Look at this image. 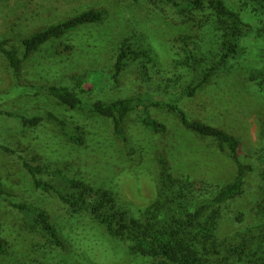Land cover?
I'll use <instances>...</instances> for the list:
<instances>
[{
    "label": "rangeland",
    "instance_id": "rangeland-1",
    "mask_svg": "<svg viewBox=\"0 0 264 264\" xmlns=\"http://www.w3.org/2000/svg\"><path fill=\"white\" fill-rule=\"evenodd\" d=\"M227 1L249 28L247 37L241 39V57L217 71L194 98L181 102L191 119L234 136L240 143L241 160L254 169L246 177L242 193L219 209L214 232L218 242H228L257 226L264 205L259 179L264 168V143L259 140L264 124V82L251 79L263 71L264 16L254 11L256 4ZM90 8L104 10L103 19L43 45L23 62L20 87L63 86L76 92L95 75L109 72L125 36L143 55L126 65L118 87L84 93L85 100L110 101L145 91L157 94L164 79L175 74L172 60L180 55L184 36H190L189 46L195 53L215 52L216 36L206 14L180 20L167 7L148 0H0V40L10 39L20 51L22 39ZM143 65L148 86L139 78ZM0 107L35 115L50 110L70 125L79 126L84 136V145L79 147L67 143L48 123L26 129L0 117V185L12 194V202L44 209L63 243L62 248L52 246L43 232L29 229L9 201L0 200V239L5 249L0 264H149L129 257L127 244L108 234L91 217L71 215L55 198L36 191L18 155L33 153L47 172L59 169L90 187L110 191L127 213L145 208L154 199L160 160L168 164L173 175L187 178L202 190L214 192L234 177V168L225 155L183 131L164 111L151 109L152 117L165 126V133L148 131L134 113L125 119L124 140L119 141L107 119L67 110L49 96H18L1 55Z\"/></svg>",
    "mask_w": 264,
    "mask_h": 264
},
{
    "label": "trees",
    "instance_id": "trees-1",
    "mask_svg": "<svg viewBox=\"0 0 264 264\" xmlns=\"http://www.w3.org/2000/svg\"><path fill=\"white\" fill-rule=\"evenodd\" d=\"M148 1L158 7H167L180 20H191L200 13L206 14L212 34L216 36L215 52L210 50L206 55L195 53V48L189 46L190 36H184L180 39V55L172 60L175 74L164 79L157 94L145 91L110 101L85 100L82 97L84 93L118 87L126 65L143 55L138 45L131 44L130 37L125 36L119 42L109 72L95 75L94 79L84 84V88L79 84L80 88L76 92L63 86L30 84L20 87L23 62L39 52L43 45L83 26L98 24L103 19L104 10L90 8L22 39L20 51L10 39L0 40V55L7 62L14 91L22 97L49 96L67 110L107 119L111 122L113 135L119 141L124 140L125 119L134 113H137L140 125L148 131L165 133V126L152 117L151 109L164 111L174 117L183 131L196 136L202 143L212 144L218 153L225 155L234 168L233 179L214 192L202 190L187 178L173 175L168 164L160 160L154 199L145 208L132 209L127 213L110 191L90 187L65 176L59 169L47 172L33 153L28 157L18 155L19 163L36 191L55 198L71 215L85 214L91 217L108 234L127 244V254L131 258H140L149 264H264V205L261 206V222L257 226L228 242L216 241L214 234L220 207L242 193L246 177L254 172L253 167L241 160L240 143L234 136L220 127L191 119L181 106L182 100L192 99L204 89L217 71L241 57V39L247 37L249 28L242 22L240 12L227 0ZM246 1L256 4L254 11L264 16V0ZM67 49L71 50L70 47ZM145 60L149 63V58ZM139 78L144 83L149 81L145 65L139 72ZM256 78L264 82V66L259 76H251L253 81ZM0 117L13 120L26 129H35L48 123L57 129L67 143L79 147L84 145L81 128L70 125L50 110L35 115L0 107ZM259 140L264 143V124L259 130ZM3 149L11 150L6 146ZM259 179L264 195V168L259 173ZM11 196L0 185V200L9 201L29 229L43 232L52 246L62 248L60 236L45 210L21 201L12 202ZM4 251V242L0 239V254Z\"/></svg>",
    "mask_w": 264,
    "mask_h": 264
}]
</instances>
